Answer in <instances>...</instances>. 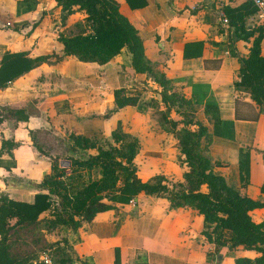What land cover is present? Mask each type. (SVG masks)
I'll use <instances>...</instances> for the list:
<instances>
[{
	"label": "crops",
	"instance_id": "crops-1",
	"mask_svg": "<svg viewBox=\"0 0 264 264\" xmlns=\"http://www.w3.org/2000/svg\"><path fill=\"white\" fill-rule=\"evenodd\" d=\"M116 1L138 30L151 66L163 72L186 99L200 105L202 115H198L210 133L206 153L214 164L213 172L242 194L261 201L264 110L246 89L234 86L239 81V57L248 53L253 40L251 29L263 28L257 25L255 7L247 0H147L146 6L131 9L125 0ZM223 14L229 28L221 25ZM60 15L56 0H0V58L5 51L49 56L48 61L0 88V106L24 109L29 116L16 125L10 119L0 124L3 139L20 143L11 151L14 160L8 157L6 165L14 170L15 162L28 158L32 162L30 130H52L60 135L68 131L102 139L121 132V127L124 137L130 134L129 139H137L138 151H166L163 165L151 170V176L162 175L169 185L182 181L187 166L173 160L177 151L170 145L173 134L153 126L149 109L142 105L146 95L153 99L159 95L152 75L133 71L126 48L105 64L65 56L58 35L74 25L79 31L85 15L75 12L65 25ZM191 42H203L200 57L183 56L184 45ZM260 50L264 55V38ZM119 88L126 95L138 96V104L116 108L113 91ZM206 105L216 111L206 114ZM212 117L220 121L218 135L213 134ZM244 152L249 159L245 184L240 178ZM17 153L24 158H17ZM250 216L260 222L264 209H254ZM211 227L195 209H171L165 197L138 194L133 203L98 213L76 231L66 230L70 245L90 264H234L236 258L257 255L251 249L231 250L228 243L209 241L203 232Z\"/></svg>",
	"mask_w": 264,
	"mask_h": 264
},
{
	"label": "trees",
	"instance_id": "trees-1",
	"mask_svg": "<svg viewBox=\"0 0 264 264\" xmlns=\"http://www.w3.org/2000/svg\"><path fill=\"white\" fill-rule=\"evenodd\" d=\"M61 9L60 21L65 25L67 18L81 12L85 15V29L75 34L58 35L63 45L65 56H74L83 62L105 64L122 52L124 48L130 53L131 67L135 73H149L161 88L160 102L165 107L161 113L162 122L173 128L178 122L169 118L168 112L172 105L183 102L191 105V100L173 91L174 86L163 72H156L146 58L142 38L129 19L120 12L116 0H56ZM131 9L146 6L147 0H125ZM82 29V30H81ZM253 36L249 51L239 57V81L236 88H244L250 98L264 110V55L261 54L260 42L264 38L261 27L251 29ZM203 42H191L184 45L185 58L200 57L203 53ZM48 55L30 57L24 51H5L0 58V88H5L11 81L20 77L43 62ZM57 57L56 60H59ZM116 108L135 106L138 96L126 95L124 89L113 91ZM153 107L157 102H152ZM204 112L209 114L216 107L206 105ZM28 114L21 108L0 106V124L10 119L16 125L19 121H27ZM213 134L218 135L219 119L212 117ZM179 137L180 153L184 156L187 170L182 174V181L172 182L158 175L151 180H142L137 175L134 158L137 153L136 139L125 140L121 132H113V142L103 148L97 138H89L81 134L70 133L73 147L79 149H95L94 154L79 159L68 157V167L60 165L58 159L53 160L50 172L40 182L42 191L36 192L30 202L17 201L6 195H0V264H43L35 262L37 256H17L12 253L10 236L19 230L33 226L39 221L42 213L49 211L50 217L45 219L47 231L57 227H65L76 231L83 223L90 222L101 212L114 209L116 205L129 203L134 196L146 194L165 197L171 209L190 207L195 209L203 220L212 225L203 234L209 241L216 244H229V249L238 247L254 250L253 258H236L234 264H264V217L254 222L250 212L257 208L264 209V181L260 186L262 200H254L229 184L227 180L212 170L213 162L201 147V139L207 140V128L196 123L197 129L188 127L191 121H185ZM32 145L44 154L37 143L33 131H29ZM209 140V139H208ZM19 142L2 139L0 143V167L9 169L1 156L18 146ZM106 145V144H105ZM247 152L240 158V178L248 182L249 174ZM98 169V178L85 182L83 171ZM205 186L206 190H202ZM54 248L55 264H71L72 259L66 248L65 238L57 240L48 248ZM118 261V250H115V262ZM82 264H90L84 260ZM137 264H140L138 262Z\"/></svg>",
	"mask_w": 264,
	"mask_h": 264
},
{
	"label": "rangeland",
	"instance_id": "rangeland-1",
	"mask_svg": "<svg viewBox=\"0 0 264 264\" xmlns=\"http://www.w3.org/2000/svg\"><path fill=\"white\" fill-rule=\"evenodd\" d=\"M80 28L85 26L84 21L80 23ZM77 26L74 25L73 27L70 26L68 29H64L62 33L64 34H75L78 31H76ZM82 29H85L84 27ZM81 29V30H82ZM80 30V29H79ZM156 72H161L159 69L154 68ZM161 90V88H160ZM173 91L177 92L178 94L182 95V92L177 89H173ZM154 93V91H153ZM147 99L145 102L142 103L144 108H148L150 111V118L153 121V126H160V129L162 131L164 130L168 134H173L170 137V145L174 148L177 147V151H175V154H173L174 161L180 165L184 166V156L180 153L179 149V137L180 133L183 128V123L185 121H191V124L188 125L190 129H197V124L200 123L203 126L205 124L202 120H200V117L198 114L202 115V110L200 105H197L191 101V105L185 104L183 102H177L176 104L172 105L170 108V111L167 113L169 118L175 121H182L178 122V125H176L175 128H173L170 124L162 122V118L160 117L161 113L165 111V107L160 102L159 95L156 94L155 98H149L148 95H146ZM148 101V102H147ZM157 102V106L153 107L152 102ZM141 105V103H140ZM206 119L210 121L211 118H208L207 116H204L203 119ZM206 127V126H205ZM207 128V127H206ZM120 131L122 132V129L120 127ZM208 132V131H207ZM0 132V143L1 140L4 138L3 134ZM68 131H63V134H57L48 130L45 131H38L35 132L34 135L36 137L37 143L41 146L43 153H40L33 145L31 141V147L32 152L35 154L34 159L31 160L28 158V161H22L21 163L17 164V169L12 170L11 168L6 169V167L0 168V195H6L9 198L17 201H26L30 202L33 199V195L36 192L42 191L40 187V182L43 178V176L50 172V169H46V167H49L53 160L58 159L60 161V165L64 167L66 166V161L68 157L73 158H79L83 159L86 158L89 154H94L95 149H79L74 148L72 140L69 137ZM208 136H210V133H207ZM130 134H128L129 136ZM125 136V135H124ZM126 136L125 140L129 137ZM209 139V138H208ZM205 140L203 149L207 148L206 145L209 140ZM101 147L105 148L107 147V143L113 142V137L110 135V137L97 139ZM137 140V139H136ZM106 144V145H105ZM160 144V143H159ZM155 145V144H154ZM158 145V144H157ZM139 146V145H138ZM207 150V149H206ZM10 154L5 152L1 158L5 161L8 159V157L11 160H14V154L11 152ZM178 153V154H177ZM164 155H166V151H161L157 148H153L150 150H144L143 152L138 151L134 158V165L137 168V174L141 178H145L144 180H151L154 178V175L152 174L153 169H157L158 167L162 166L164 163ZM22 157L17 153V158ZM24 158V157H22ZM6 162V161H5ZM30 167V169L28 168ZM143 174L147 175L144 176ZM98 176V169L93 168L88 171H83L82 173V179L85 180V182H88L89 180L95 179ZM158 174L155 173V177H157ZM50 217V212L46 211L41 214L39 221L33 226L23 228L19 230L17 233L12 234L10 236V243H11V250L12 253L17 256H25V255H33L37 256L34 263L42 262L43 264H55L54 260L56 259L55 249L48 248L49 245L53 244L57 240H60L62 238L67 239L68 231L66 228L63 227H57L54 230L47 231L44 229L45 227V219ZM68 241V239H67ZM226 245V243H225ZM74 247V246H73ZM70 242L68 241V247L66 248L68 255L72 259L71 264H82V262L85 259V257L80 256L77 249H74Z\"/></svg>",
	"mask_w": 264,
	"mask_h": 264
},
{
	"label": "built area",
	"instance_id": "built-area-1",
	"mask_svg": "<svg viewBox=\"0 0 264 264\" xmlns=\"http://www.w3.org/2000/svg\"><path fill=\"white\" fill-rule=\"evenodd\" d=\"M252 3L256 9L257 25H262L264 28V0H247ZM221 25L225 28H229L227 17L223 14L221 19ZM133 203V199L129 201Z\"/></svg>",
	"mask_w": 264,
	"mask_h": 264
},
{
	"label": "water",
	"instance_id": "water-1",
	"mask_svg": "<svg viewBox=\"0 0 264 264\" xmlns=\"http://www.w3.org/2000/svg\"><path fill=\"white\" fill-rule=\"evenodd\" d=\"M69 164H70V161L67 160L66 161V166H69Z\"/></svg>",
	"mask_w": 264,
	"mask_h": 264
}]
</instances>
